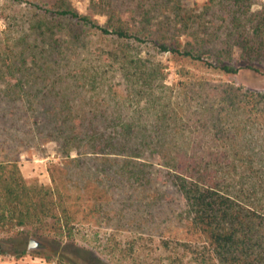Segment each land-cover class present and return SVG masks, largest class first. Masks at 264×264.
<instances>
[{
	"label": "trees",
	"instance_id": "obj_1",
	"mask_svg": "<svg viewBox=\"0 0 264 264\" xmlns=\"http://www.w3.org/2000/svg\"><path fill=\"white\" fill-rule=\"evenodd\" d=\"M252 4L205 0L194 12L182 0H89L92 15H83L71 0L29 3L26 34L0 38V102L52 117L34 121L33 135L48 127L45 137L60 144L62 155L48 168L50 186L26 182L18 152L0 157V257L33 253L63 264L46 251L29 252L26 240L72 242L78 221L68 199H86L84 189L93 184L90 199L115 187L147 191L153 205L176 196L185 228L196 236L183 246L197 264H264V90L213 85L185 66L264 75V10L253 11ZM89 31L101 46L92 47ZM81 47L90 55L86 62L78 58ZM163 55L180 64L176 94L166 83ZM59 68L66 71L53 80L50 73ZM67 80L87 97L85 106L64 101L58 85ZM102 92L119 101L101 104ZM48 99L59 106L42 102ZM120 106L135 116L106 117ZM14 114L0 105L2 132L15 127L7 124ZM98 114L103 118L95 121ZM191 128L201 137L192 139ZM93 161L98 165L84 177Z\"/></svg>",
	"mask_w": 264,
	"mask_h": 264
},
{
	"label": "rangeland",
	"instance_id": "obj_2",
	"mask_svg": "<svg viewBox=\"0 0 264 264\" xmlns=\"http://www.w3.org/2000/svg\"><path fill=\"white\" fill-rule=\"evenodd\" d=\"M36 1L0 0L1 39L3 37H23L26 34L29 21L32 18L29 3ZM182 1L188 9L194 12L201 11L205 3V0ZM71 2L80 14L92 15L89 0H71ZM252 3L253 11L264 10V0H252ZM93 17L100 23L104 22L103 17L98 15ZM85 37L92 38V47L94 48L102 45L98 40L99 36L94 31H89ZM86 50L84 47L80 48L79 54H77L79 59L84 60L90 57ZM234 57L236 59L240 57L239 50L233 52ZM159 59L166 67V83L175 89L174 93L176 94V89L182 81V78L177 74L180 64L171 61L168 55L159 56ZM232 63L235 67L243 64L241 62L235 63V61ZM185 66L192 76L197 79L205 78L213 85L230 83L246 91L264 90V75L262 73H255L243 68L235 75H223L218 72H208L188 63ZM65 71L64 68H59L50 73L51 78L53 80L59 78ZM107 77L111 83L118 85L119 76L117 73L110 72ZM4 85L5 83L0 82V90L4 89ZM33 86L38 88L40 84L32 85V89H35ZM58 87L66 94L64 101L67 99L70 104L77 103L85 106L87 97H84V93L79 92L81 91L79 88H75V84L71 80H67L62 85L59 83ZM87 95H91V93ZM112 97H115L112 93L108 95V93L102 92L98 99L101 100V104L104 103L103 99H105L114 105L118 98ZM94 98L96 99V97ZM92 100L94 101V99ZM42 102L47 105L59 106V102L54 103L52 99ZM17 104L5 101V99L0 102V105H3L7 110L15 111L14 116L7 120V124L12 122L15 127L7 130V132L0 130V147L2 149L0 157H4L8 153L18 152V166L26 182L50 186L51 178L48 168L50 165L61 161L60 144L45 137V133L49 129L46 126L42 135L34 136L33 123L36 120L40 123L46 120L51 121L52 117L44 114L33 116L30 112L25 114L22 108H17ZM123 105L125 106L126 103ZM127 111L129 114H126ZM132 111L130 112V109L126 110L123 107L118 110L111 109L110 113L107 112L106 117L116 118L119 116L118 112L123 113L125 117L135 116ZM94 118L95 121H100L103 116L98 114ZM186 133L192 139H198L203 134L197 133L194 128L189 129ZM97 165V161L89 163L90 169L84 168L82 170L84 177L87 175L91 177L90 173ZM93 188L94 186L91 184L84 189L86 199H68L70 211L75 214L78 221L73 227V241L60 243L58 240L54 242L52 239L37 237L43 244V248L38 249L41 251L40 253L44 254L46 251L49 253L48 255L55 256L63 264H68L69 259H73L77 264H197L193 253L187 252L183 246V243L190 241L195 244L196 236L185 228L181 214L183 206L176 196L169 195V197L160 199L156 205H153L147 191L132 192L115 187L103 199H90ZM123 192H126L130 198L123 199ZM30 238L31 236L26 240V247H28ZM59 254L65 256V259H60ZM0 264L58 263L56 260L48 262L31 253L23 257L1 256Z\"/></svg>",
	"mask_w": 264,
	"mask_h": 264
},
{
	"label": "water",
	"instance_id": "obj_3",
	"mask_svg": "<svg viewBox=\"0 0 264 264\" xmlns=\"http://www.w3.org/2000/svg\"><path fill=\"white\" fill-rule=\"evenodd\" d=\"M42 246H43V244L39 239L32 237L29 239L27 250L29 252L34 251V250H38V249L42 248Z\"/></svg>",
	"mask_w": 264,
	"mask_h": 264
}]
</instances>
